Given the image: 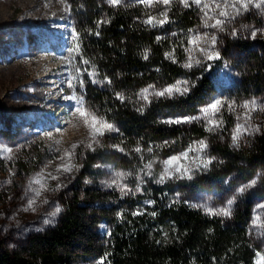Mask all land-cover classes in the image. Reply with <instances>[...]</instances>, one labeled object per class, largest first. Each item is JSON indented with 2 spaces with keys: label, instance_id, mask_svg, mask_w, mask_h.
<instances>
[{
  "label": "trees",
  "instance_id": "obj_1",
  "mask_svg": "<svg viewBox=\"0 0 264 264\" xmlns=\"http://www.w3.org/2000/svg\"><path fill=\"white\" fill-rule=\"evenodd\" d=\"M70 3L77 17L79 55L82 62L88 61L85 68L97 82L87 88L89 101L115 126L112 141L126 154L104 147L86 152L56 225L13 247L0 243V264H255L258 248L249 232L250 198L225 220L176 200L174 194L221 187L233 174L246 181L260 174L264 191V133L234 148L229 142L232 122L227 120L225 142L210 136L220 161L191 182L160 184L155 174L144 172L152 157L167 158L194 140L209 137L198 125L165 123L170 115L197 112L212 97L215 88L209 74L198 78L186 95L138 106L142 88L172 84L188 75L187 35L199 24L197 8L173 5L169 23L159 27L146 23L153 14L148 6L112 7L104 0ZM238 48L247 59L241 92L264 94V45L252 50L247 40ZM106 164L140 174L142 182L132 183L139 190L122 196L98 186L103 173L97 166Z\"/></svg>",
  "mask_w": 264,
  "mask_h": 264
},
{
  "label": "rangeland",
  "instance_id": "obj_2",
  "mask_svg": "<svg viewBox=\"0 0 264 264\" xmlns=\"http://www.w3.org/2000/svg\"><path fill=\"white\" fill-rule=\"evenodd\" d=\"M104 1L112 7L129 4L151 7L152 24L159 27L169 23L171 6H183L182 0H170L167 5L162 0H120L115 5L111 0ZM203 4L209 7L203 9L192 5L198 10L199 24L187 35L184 65L189 62L193 65L191 68L184 66L188 75L179 77L172 84H151L142 88L138 92V106L149 104L140 96L141 91L149 86L160 90L188 81L190 91L198 78L209 74L215 88L212 97L197 112L173 114L166 121L176 117L201 116L202 108L219 99L223 106L211 118L220 121L221 127L209 132L207 119L175 124L201 126L209 137L196 139L187 148L167 158L152 157L144 172L155 174L156 181L168 168L176 171H169L168 176L173 178L166 177L165 182H191L219 162V157L211 149V137L225 142L227 120L232 122L229 142L234 148H240L264 133V94L243 95L242 67L247 59L238 48L239 43L247 40L252 42V50L264 45V0H202ZM221 12L227 15L220 16ZM217 19L222 24L213 27ZM161 20L165 23H159ZM76 24L75 8L70 0H0V243L7 247L16 246L32 234L56 225L86 152L104 147L126 154L112 141L117 131L115 126L107 122L89 101L87 88L96 86L97 82L93 73L85 68L79 49L78 54L71 51L80 39ZM207 54L217 58L209 60ZM184 86L180 84L181 88ZM148 95L151 102L171 98L155 97L151 89ZM178 96L183 95L172 97ZM245 103L249 108L243 107ZM106 124H111L114 130H108ZM237 124L246 129L242 130L239 147L233 146L231 139ZM257 126L259 131H255ZM201 140L207 143L206 149L189 151L197 148V142ZM9 148L11 152L6 151ZM184 153H187L186 157L182 155ZM174 156L180 159L171 165L165 164ZM208 159L212 162L204 167ZM65 166L70 170L65 171ZM97 168L103 173L97 185L102 189L116 190L122 196L136 191L132 187L133 182L137 186L142 182L140 174L127 169L109 164L98 165ZM258 176L246 181L233 174L221 187L177 190L174 198L225 220L231 218L243 199L250 198V236L258 251L264 252V191ZM242 187L245 190L240 192ZM122 188L132 191L124 194ZM233 198L230 216L213 215L207 211L226 207L227 201Z\"/></svg>",
  "mask_w": 264,
  "mask_h": 264
},
{
  "label": "snow or ice",
  "instance_id": "obj_3",
  "mask_svg": "<svg viewBox=\"0 0 264 264\" xmlns=\"http://www.w3.org/2000/svg\"><path fill=\"white\" fill-rule=\"evenodd\" d=\"M145 2H147V0H145ZM162 2L167 5V4L170 3V0H162ZM111 3L114 4V5L115 4H119L120 0H111ZM182 3H183V6L186 7V8L187 7H191L193 4L196 5L197 7H201L202 6L203 9H207L209 7V5H207V4H203L202 5V0H191V2H190V0H182ZM225 15H227V13H225V12H221L220 13V16H225ZM205 16H207V12H205ZM146 23L152 24L153 20L149 19L148 21H146ZM159 23L163 24V23H165V20H161V21H159ZM221 24H222V21L217 19L215 25H212V26L213 27H219ZM97 35H98V33H97ZM253 35H255V33H253ZM214 42H215V38L213 37V43ZM78 49H79V44L77 43L76 47L71 49V51L76 52L78 54ZM166 57L167 58H171V53H166ZM146 58H147V55H145V59ZM215 58H217V56H214V55H211V54H207V59L212 60V59H215ZM87 62L88 61H86V60L83 61V63H87ZM197 63H199V61ZM184 66L188 67V68H191L193 65H192L191 62H189V63H186ZM83 83H84V81L81 80L80 84L83 85ZM180 84H183L185 86L183 88H181ZM187 85H188V81H182V82H179L176 85L168 86V87L160 89V90H156L154 88V86H149V88L143 89L141 91L140 96H141V99H143L145 101H148L150 103L151 101H149V95H148L150 89H151V94L154 95L155 97H172L175 94L186 95L188 93V91H189V87ZM69 86L70 87L72 86L71 83L69 84ZM116 95H117V99H120L123 102V99H124L123 96L121 94H119V93H117ZM252 104L254 105L255 102L253 101ZM222 106H223L222 101L217 99L213 103L209 104L208 106H206V107H204V108H202L200 110L201 114H202L201 116L176 117V118H172V119H169V120L165 121V123H169V124H181V123L190 124V123H193L194 121H198V120H201V119H207V123H208L207 130L209 132H212V131H215V130H217V129H219L221 127V122L217 121V120H213L211 117L215 116L217 113H219ZM228 107L231 108L232 105L229 104ZM243 107L244 108H249V104L245 103L243 105ZM142 110H143L142 108L138 109V111H142ZM252 110L255 111L256 110L255 107H253ZM77 111H79V109H77ZM81 115H86V114L85 113H81ZM93 119H95V118H93ZM105 127L108 130H114L113 126L111 124H106ZM242 130L246 131V129H244L243 125H241V124H237L235 126V128L233 129L231 139H232V145L235 146V147H239V140H240V137H241V134H242ZM255 131H259V127L258 126L255 129ZM100 134H102V133H100ZM197 145H198L197 148H195V149L190 148L189 151H203L204 149H206L208 147L207 143L205 141H203V140L198 141ZM6 151L11 152L12 149L9 148ZM137 151H139V149H137ZM182 155L184 157H186L187 153H184ZM179 159H180V157H178V156L171 157L168 161L165 162V164L171 165L174 161H177ZM211 162H212L211 159H208V160H206L204 162L203 166L207 167L208 164H211ZM64 170L68 171L70 169L65 166ZM169 171L175 172L176 170L175 169L166 168L164 173L162 175H160L159 179L156 182L160 183V184H163L165 182L166 177L169 178V179L173 178V177L168 176V172ZM177 178H182V177H177ZM188 178L190 179L191 177H188ZM253 183H254V181H253ZM245 187H247V186H245ZM136 190L138 191L139 188L137 187ZM244 190H245L244 187L239 189L240 192H243ZM121 191H122V193L127 194L128 192H131L132 189L122 188ZM233 200H234V198L228 200L226 207L217 209L215 211H213L211 209H208L207 211L210 214H213V215H221V216H225V217L230 216L231 215L230 206L233 203ZM194 206H196V205H194ZM133 214L134 215H138L140 213L137 212V213H133ZM255 256H256L255 264H264V252L257 251Z\"/></svg>",
  "mask_w": 264,
  "mask_h": 264
}]
</instances>
